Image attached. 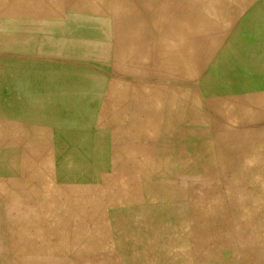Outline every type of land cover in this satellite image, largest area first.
Masks as SVG:
<instances>
[{
    "label": "bare ground",
    "instance_id": "6f19581e",
    "mask_svg": "<svg viewBox=\"0 0 264 264\" xmlns=\"http://www.w3.org/2000/svg\"><path fill=\"white\" fill-rule=\"evenodd\" d=\"M259 3L261 7L250 12V7ZM185 12L191 13L188 16ZM105 36L117 37L112 47L121 48L126 56L120 63L123 69L120 74L110 72L108 63L100 62L102 68H94L85 59H70L76 61L71 65L58 61L55 56L64 53V49L48 47V43L63 44L69 38ZM191 37L200 39L202 44L192 41ZM260 53H264V0H0V86L20 83L21 78V83L32 84L37 90L36 96L31 93L30 97L28 90L9 91L5 95L0 90V106L7 103L20 106L30 98L36 104L34 108L38 105L37 118L46 120L45 124H33L30 132L19 134L17 152H0V172H8L7 183L13 178L15 185L30 181L34 187L49 188V196L63 199L72 197L65 188L74 179L70 171L60 174L52 172L54 168L76 170L78 178L89 176L76 180V187L80 186L78 182L83 185L100 182L101 185L104 177L98 176V171L105 172L114 166L126 167L127 173L138 174L139 160L133 156L137 148L132 151L127 146L121 149V155L109 143L127 138L139 140L145 134L158 137L168 134V140L183 135L178 142L191 154L180 156L177 145L164 158L163 154L145 156L147 161L152 158L150 163L156 176L168 177L175 184L179 178L185 180V197L190 203L139 204L138 179L123 182L118 175L111 174L114 184L109 187L110 197H107L109 210L104 214L96 210L93 215L96 221L84 220L79 231L78 223L73 222L71 225L75 228L64 235L49 229L47 236L38 235L31 245L15 246L11 252L5 249L10 237L1 239L0 264H253L256 252L252 249L264 243V171L237 172L230 178L232 172L210 170L216 167L215 160L200 154L205 151V144L189 139L194 136L198 122L207 118L201 108L206 99L199 92H188L176 100L173 92L151 94L150 90L153 86L167 88L182 84L213 89L221 79L220 69L230 64L239 68L242 64L264 67V63L260 65L255 59ZM27 55L37 59L23 58ZM41 68L48 71L46 76L39 75ZM140 68L149 71L139 73ZM21 71L27 73L15 75ZM107 82L117 89L111 98L125 96L129 106L122 110L129 109L127 116L132 118L126 119L129 124L119 121L121 109H114L116 116L107 123L96 117H102L103 110L99 115L91 113L90 100L95 102L92 107H104L100 106V99L105 93L102 96L98 91ZM44 85L56 89L48 92L45 109L40 107L44 95L40 96V90ZM137 85L146 87V92L132 91ZM56 102L62 103V107L53 104ZM174 107L180 110L172 113ZM247 146L264 149V141L253 140ZM74 155L78 156L74 158ZM125 156L132 157L130 162L123 161ZM115 172L124 173V170ZM1 186L0 179L1 196H12L11 187ZM165 188L164 192L157 190L158 193L163 196L173 193V189ZM84 194L75 190L72 195L77 203L63 204L61 210L65 212L72 206L73 210L81 208ZM91 194L93 200L100 196L98 190ZM86 195L90 196L88 192ZM13 237L20 238L16 243L31 241L19 232ZM44 241L48 244L42 251L40 242Z\"/></svg>",
    "mask_w": 264,
    "mask_h": 264
},
{
    "label": "crops",
    "instance_id": "0c3cea01",
    "mask_svg": "<svg viewBox=\"0 0 264 264\" xmlns=\"http://www.w3.org/2000/svg\"><path fill=\"white\" fill-rule=\"evenodd\" d=\"M81 39L84 40L82 41V43L85 42L92 44L94 42L93 44H96L103 42L102 38L95 39L90 37L87 39L85 37H81ZM191 40L198 41V43L202 44V41H200V39L198 40L194 38L192 39L191 37ZM77 42L79 43V41ZM82 55L83 54L76 52L69 53L64 51V53H60V55L55 56V58L80 60L82 59ZM23 58L37 59L36 57H31V55H27ZM44 59H47V57H45ZM255 59L258 60L260 65H262L264 63V53H260L259 55H256ZM231 65L232 64H230L228 68L225 67L220 69L219 76L221 77V79L218 83H216V85L213 86V89L212 86L207 88L205 87V85L198 86L197 84H193L190 86V85L182 84V85H172L173 87L177 86V90L174 91H171V89H167V88H171V86H167V88L162 86H153L152 90L150 91L153 93L175 92V96L177 95L176 91H179L180 92L178 94L179 98L180 97L182 98V96H184V94L188 92H193L194 94L199 92L202 99H206L202 103L203 105L201 106V108L203 107V112L206 114L207 118L198 122V124L194 127L196 128L194 136L189 137V139L193 140L194 143L205 144V151L203 152L201 151L200 154L205 156V158L207 156H210L213 160H215V162L213 163H215L216 167L210 168V170H218L225 172L264 171V149H254L247 146V144L253 140L264 141V97H263L264 67L253 68L242 64L239 68V66L230 67ZM39 70L41 71V72L39 71V75H41V77L43 76V74L44 76L48 74L46 68L45 69L41 68ZM58 72L64 73L63 71H58ZM26 73L27 71H21L15 75L19 77ZM66 73H69V71L68 72L66 71ZM233 73H236L238 76ZM18 80H20L21 83L22 79L19 78ZM20 83L16 84L13 82V83H8L7 85H5V87L4 85L0 86V90L2 92L1 94L4 93L3 95H5L6 92L9 91L23 92L25 90H28V92L30 93V95H28L29 97L32 96L31 93H35L34 96H36L37 94L36 86L32 84L28 85V84H23V83L20 84ZM23 87L24 89H22ZM48 88H49L48 86L44 85L42 90H40V96L44 94L43 98L41 99V102L42 104H45V108H47L48 105L47 103L48 92H56L55 91L56 89L52 87L51 89ZM103 88L105 89V87ZM144 88L146 87H143V89ZM104 89L98 91L99 94L105 93L106 95L107 92ZM160 95H164V94H160ZM89 103L91 108H94L96 106L94 105L92 107V105L95 103L92 100H90ZM42 104H40V107H42ZM53 104L62 107V103L60 102H56ZM34 107H36V104H33L30 98L27 102H25V104L22 103L20 106H17L15 104L11 105L8 103L3 106H0V109H3L0 110V140L2 143L0 144L2 145V147H0L2 148L0 152H2L3 154H11V153L14 154L15 152H17L15 150L17 141L18 142L21 141L18 138H20L19 134L22 131L24 132L23 134H26V131L27 133L30 132L33 124H38V123L45 124L46 122L45 118L41 117L40 120L37 118L39 115L38 105H37V109ZM33 110H35L34 116L31 115ZM10 111L12 112L11 114L8 113ZM248 111L249 113H247ZM166 136H168V134ZM173 138H176V136ZM156 139L157 138H155L154 140ZM207 143H209L208 146ZM186 155H191V154L190 152H187ZM254 155L256 156L257 160L252 159ZM1 169L3 170L5 168L3 167ZM59 170L60 169L54 168L52 172L53 171L58 172ZM3 171L0 172V179L2 181L1 188H6L8 185L9 188L11 187L10 190L11 189L14 190V191H10L12 193V196H9L8 198H6L3 195L2 196L0 195V213L2 211L5 212L7 214V218L15 219L22 215L24 217H30V218L32 216H33L32 218L39 217L40 219L42 218L48 221L51 219L49 212L53 208H55L56 205H57V210L62 211L64 209L63 204H68L67 206H69V205H73L74 203H77V201L74 199L72 195L74 193V190L72 189L69 190L67 189L68 191L67 193L71 192V196L73 198L68 197L70 199L68 198L62 199L59 197H52L48 195V193L50 192L49 188L46 187L38 188L37 186L34 187L32 186L33 184L31 182H26V185H22V183L21 185H15L16 181L14 180L15 178H13L12 179L13 181L7 183L5 178H6V173L8 172L6 170ZM9 176H15V175H9ZM15 186H20V187H15ZM2 193L3 191H1V194ZM38 193L40 195H38ZM86 193L87 192H85V194L81 193L84 194L81 197L82 201L83 199L85 201L89 199ZM64 199L68 201L66 202ZM65 210H67V212H71V210H73V206L69 210L68 209ZM29 227L30 226H28L25 230H28ZM25 232L29 233L27 231Z\"/></svg>",
    "mask_w": 264,
    "mask_h": 264
},
{
    "label": "rangeland",
    "instance_id": "374dc122",
    "mask_svg": "<svg viewBox=\"0 0 264 264\" xmlns=\"http://www.w3.org/2000/svg\"><path fill=\"white\" fill-rule=\"evenodd\" d=\"M260 7H261V3H259L257 5H253L250 7V12H253V10L259 9ZM190 13L191 12H188V13L185 12L184 14L189 16ZM30 33H31L30 35H32L33 32L31 31ZM26 35H29V34L26 33ZM68 38L69 37H67V39ZM109 39H111V41ZM79 40L84 41L83 39H80V38H76V40L69 38L63 44L61 43V44L55 45V44L48 43V47H52V45H53V47L57 46L58 48L64 49L65 52H69V53L70 52H76V53L83 54L82 59H85L87 61L89 60L88 64L94 68L95 67L96 68H102V66L100 65V62H101L104 65H106L108 63L106 65V67L108 68V70L110 72L112 71V73H114V74H120L123 71V69H121L120 63L122 60H124L126 58V56L124 55L123 52H121V48H116V50H114V48H113L115 46V43H117V37L115 39H112L110 36H105L102 38V41H105V42L96 43V44H93L92 46H91V44H88V43H80L79 44L77 42ZM81 41H79V42H81ZM97 41H100V40H97ZM108 41L112 44H110ZM114 41H115V43H114ZM129 43H131V42H129ZM86 50H87V52H86ZM96 50H98V51H96ZM89 52H91V53H89ZM100 55H102V56H100ZM58 61H63L64 63H68L71 65V64H76V61H79V60L75 61V60H70V59L66 58V59H60ZM114 64H115V66H114ZM109 65H111V66H109ZM145 71H149V70L147 68H145V70L143 68L139 69V73H145ZM166 72H165V74H167ZM113 77H116V76H113ZM156 79H158V78H156ZM114 80H116V79H114ZM103 85L105 87L104 90H106L107 94L100 100V103H102V104H100V106L101 107L104 106V107L102 109L94 107L93 108L94 110L92 109L91 113H97L99 115L102 112L104 117L103 116L102 117L96 116V117L101 118L102 120L104 119L103 123H107V121H110V119H112L114 116H116L115 114L117 113V111L114 112L113 111L114 109L115 110H118V109L122 110V108L125 109L126 107H128L129 104H126L125 96H122V97L117 96L116 97V95H114V97L111 98L110 97L111 93L115 92L117 89L112 88V86H110V84L108 85V82L104 83ZM174 90H177V86H174V87L171 86V91H174ZM132 91H135V93H138V94H140V93L142 94V93L146 92L141 85L135 86V90H132ZM152 93L153 92H151V94ZM154 93H156V92H154ZM173 93H175V92H173ZM179 93H180L179 91H176V94H177L175 97L176 100L181 99V97L180 98L178 97ZM126 96H127V94H126ZM42 107L45 108V104H42ZM101 110H103V111H101ZM179 110H180V107H176V108L174 107V110L172 111V113H174L175 111H179ZM119 113H118L119 121L122 123L129 124V122L127 123V120L132 119L129 116H127L128 114H130L129 109L126 110L125 112L122 110ZM105 115H107V116L105 117ZM125 116H127V117H125ZM91 119H95V116H92ZM114 130H116V128ZM108 131H109L108 133L112 132L110 130H108ZM175 136H173V137H175ZM166 137H168V136L158 137L157 135L152 136V135L145 134L143 138L139 137V140L127 138V139H120V140L113 141V142L109 143L110 147L117 154L121 153V155H123L122 152L125 149V147H127V146L130 147L129 149L137 148V150H134L135 154H133V156L135 155V157H137L139 160V172H138V174L137 173H127L126 167L114 166L112 168L105 169L106 170L105 172L102 169H100L98 171L99 172L98 176L104 177V182L101 183V185H99L100 182L98 185H96L95 183L89 184V185H83L81 182H78V184L80 186L76 187L77 186V185H75L77 182L76 180H82V179L85 180L86 178H89V176L87 177V175H82V176H79V178H78V174H77L76 170H74V171H71L68 169H63L61 171L59 170L60 174L65 173L67 171H70L72 173V177L74 180L72 182V185L66 184V189L74 190V188H75L76 192H78L79 194L85 193V191H86L90 194L89 199L87 201H85L83 199V201H81V203H80V204H82V207L81 208L76 207L77 209H75L71 212L59 211V210H57V205H56V207L53 208L49 212V214L51 216V219L49 220V222L47 220L42 219V218L40 219L39 217L32 218L33 217L32 216L30 218V217H24L22 215L18 218L10 219V218H7V214L2 211L0 213V240L2 239L4 241L10 237L8 244L7 243L5 244L6 245V248H5L6 251L11 252V250H13L15 246H18V245L22 246L25 243L31 245V243L34 242V240H32V239H37L38 235L44 236V237L47 236L49 229L50 230L56 229L58 235H64V234H68L69 232H71V230H73L75 228V227H73V225H71L73 222H75V225L78 223L77 230L79 231V229L82 228L81 224L84 220H86L88 222L96 221V217L93 216L95 214L96 210L100 209L101 210L100 212L101 213L103 212V214L105 213V210L106 211L109 210L106 207L107 202H108L107 197H110L109 196V193H110L109 187L111 186V184H114V180L111 181V178H110L111 174L118 175L120 177L119 180H122L123 182H125L126 179L129 181H132V180L136 181L138 179L137 181H139V191H140L139 204H142V203L149 204V203L164 202V201H177V202L182 203L184 205L187 203H190L189 200L185 197V191H186L185 180L182 181V180H179L180 179L179 178L177 183L175 184V183L171 182L170 181L171 179L168 177H161L159 175L156 176L155 173H153V172H155L152 169L153 164L150 163V159H152V158H150L148 161L145 159V156L147 157V155L155 157V156L161 155V154H163L161 157L164 158V157H166L165 153L170 151L172 148L175 149L177 145L179 146L178 149L180 148L178 150V153H182V154H179L180 156L187 153L186 150L183 148L182 144H180V142H178V141H181L183 139V137H184L183 135H181V138H180V136H176V138H173L172 140H168V138H166ZM155 138H157V139L154 140ZM173 143H175V144H173ZM121 149H123V150H121ZM132 151H133V149H132ZM77 156L78 155H74L72 157L76 158ZM131 159H132L131 156L123 157V161L126 160V161L130 162ZM121 168L124 170V173L115 172V170H118V169L122 170ZM25 171L29 172V170L27 168H25ZM22 172H23L22 173L23 175H26L25 173H27V172H24V170H22ZM236 173L237 172H234V173L232 172L230 178L231 177L234 178L236 176L235 175ZM239 176L240 175L237 174V177H239ZM230 178H228V179H230ZM149 182H150V184H149ZM196 182L198 183V181H196ZM170 183H172V185ZM140 184H142V185H140ZM195 184H193V185H195ZM155 185H157V186L155 187ZM60 186H61V184H60ZM164 186L169 188V189H173V190H171V191H173V193L170 195H166V196L160 195L157 190L160 189L159 190L160 192H164L166 190V188ZM62 187L64 188V182H62L61 189H62ZM96 189L100 193V196L98 197L97 200H95L96 197H94V200H93V196L91 193L97 191ZM75 190H74V192H75ZM144 190H145V193H144ZM102 195H104V196H102ZM157 195H159V196H157ZM92 201H94V202H92ZM86 204H88V205H86ZM143 213L144 212L142 211V214ZM150 215L151 214L148 211V213H146V216L149 217ZM72 217H74V218H72ZM81 219H83V220H81ZM126 219L129 220V218H126ZM121 220H123V218H121ZM38 224H40V225H38ZM28 226H30L28 229L29 231L25 230ZM30 230H31V232H30ZM25 231H27L29 233H26ZM15 232L16 233L19 232L22 235H26L27 238L30 235L29 237H32V238H28V239H30L31 241L16 243L17 242L16 239H20V238H15V237L12 238V236L15 234ZM198 235H201V233H199ZM47 244L48 243L46 241L40 242V249L42 251H45L47 249ZM32 246L35 247L36 245L32 244ZM253 250H254V252H256L255 257H253V259H252L253 264H264V243H261L258 246H255V248H253L252 251Z\"/></svg>",
    "mask_w": 264,
    "mask_h": 264
}]
</instances>
